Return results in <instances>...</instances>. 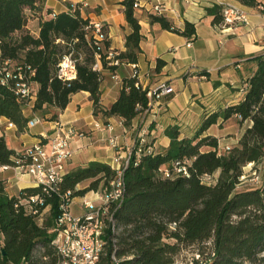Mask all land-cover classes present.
<instances>
[{
	"label": "trees",
	"instance_id": "1",
	"mask_svg": "<svg viewBox=\"0 0 264 264\" xmlns=\"http://www.w3.org/2000/svg\"><path fill=\"white\" fill-rule=\"evenodd\" d=\"M40 0H0V118L6 117L24 131L29 118L24 108L30 99L17 93L18 77L7 71L31 76L38 85L34 110L54 107L50 119H56L74 93L90 92L94 113L119 116L129 124L148 108L147 90L136 84V77L123 78L118 98L110 105L101 104L102 70H94L96 48L90 43V18L80 12H60L41 22L39 34L24 30L26 9H35ZM123 0L126 20L131 32L126 35V49L115 57L122 62H138L142 52L143 34L135 2ZM255 5L258 0H237ZM214 23H223L222 5L209 9ZM148 21L160 29H168L188 38L196 35V24L185 21L184 28L156 9L147 10ZM21 31L18 37H14ZM77 39L78 76L64 82L56 75V67ZM105 55L109 48L106 39ZM255 63L247 79L244 98L206 116L192 137L180 135L177 126L166 132L170 145L164 151L144 153L140 162L134 160L126 169L127 192L123 204L115 213L118 232L110 227L104 231V251L98 264H175V256L184 246L203 244L211 239L209 253L199 247L206 264H264V183L258 187L240 188L244 167L254 168L264 159V52L251 58ZM103 68L114 74L118 65H109L103 57ZM157 69L165 60L158 58ZM43 117V116H41ZM237 117L240 122L251 120L239 141L224 150L219 138L206 131L220 118ZM19 153L9 147L5 135H0V166L17 165ZM185 163L188 174L177 172L174 163ZM169 169L166 175L162 169ZM218 176L213 180L208 177ZM115 170L110 164L92 161L87 166L69 170L62 182V191L71 190L73 196L84 195L105 184ZM92 179L89 186L78 189L79 183ZM42 193L41 186L21 188L18 193L8 191V182L0 178V264H60L61 256L53 244L52 228L60 214L57 194L46 196L39 204L42 214H34L26 199ZM49 206V212L44 211ZM114 256L117 260L114 259ZM200 264V260L193 258Z\"/></svg>",
	"mask_w": 264,
	"mask_h": 264
},
{
	"label": "crops",
	"instance_id": "2",
	"mask_svg": "<svg viewBox=\"0 0 264 264\" xmlns=\"http://www.w3.org/2000/svg\"><path fill=\"white\" fill-rule=\"evenodd\" d=\"M80 1L82 0H40L35 9H26L27 20L24 30L38 35L41 22L52 17L54 13L69 12L70 4ZM87 1L89 5L82 10V15L105 23L110 49L116 52L125 50L126 35L132 29L126 20L123 0ZM226 1L241 4L248 13L249 21L231 28L223 23H214V15L209 9ZM139 2L136 14L141 19L143 39L142 52L137 63L142 82L148 87H155L164 81L173 84L175 79L183 77L184 86L176 93L170 92L162 96L148 111L136 116L129 124H125L124 119L119 116H103L101 113L95 115L90 92L86 90L74 93L68 106L59 112L56 119H50V116L43 117V121L35 125L41 124L42 128L35 131L32 130L35 126L19 131L16 125H8V118L1 117L0 135H5L10 148L21 150L39 139L43 133H51L54 121L60 119L86 133L85 136H77L72 141V147L74 149L79 147V150L75 149L76 152L69 162L70 170L87 166L92 161L110 164L115 155L131 145L138 134L145 133L157 152L164 151L171 141L166 132L168 127L177 126L182 137H192L206 116L244 98L247 79L255 69V63L251 58L264 52V0H258V4L255 5L242 4L237 0H139ZM155 5H159L161 12L181 28H184L186 20L194 22L196 35L188 38L168 29H160L158 25H151L147 10L153 9ZM158 58L165 60L160 69H157ZM132 72L131 63H120L115 73L119 80L113 78V86L104 88L107 76L114 77V73L108 68L102 69L104 76L101 82L102 106L110 107L118 98L123 78L131 76ZM147 72L150 73L149 78L145 76ZM193 77L201 82L203 87L199 86L200 90L187 89V82ZM117 85H120L119 91L117 90L112 101H108L107 95L112 94L113 88ZM35 87L37 89L38 85L35 84ZM77 95L82 97L73 99ZM180 96L183 100L181 106L177 103ZM34 100L24 108V114L29 119L38 115L34 110ZM73 101L75 106L71 108L69 105ZM233 119L239 121L237 117L227 120L220 118L205 134L216 135L221 146L223 140H226L224 134L228 132H224L223 125ZM95 122L110 123L114 128L100 130L95 127ZM241 123H247L248 127L252 121L246 120ZM243 132L235 139L236 143ZM94 133H97L96 139L99 137L100 141H107L108 144L96 149V145L88 141V137L92 139ZM111 136L116 137L117 146L110 143ZM87 150L90 155H84ZM0 171L2 172L0 178H7L8 185L14 186L12 193H18L24 187L36 186L34 177L19 174L15 168L0 167Z\"/></svg>",
	"mask_w": 264,
	"mask_h": 264
},
{
	"label": "built area",
	"instance_id": "3",
	"mask_svg": "<svg viewBox=\"0 0 264 264\" xmlns=\"http://www.w3.org/2000/svg\"><path fill=\"white\" fill-rule=\"evenodd\" d=\"M88 1L72 2L69 6V12H80L87 7ZM135 6H140V2H135ZM154 9L161 13L159 5H155ZM55 15V13L53 14ZM223 24L231 28V26L248 22V13L244 7L234 1L222 2ZM87 28L91 29L92 39L88 36L90 43L96 48L95 62L92 64L94 70L103 69L104 57L109 65H119L120 60L115 57L118 53L110 48L105 55L102 49L105 48V40L108 39L106 25L102 21H94L90 19ZM227 28V29H228ZM77 39L70 43L69 51L65 53L56 67V75L64 82H71L78 76V60L82 59V54L77 55L75 43ZM133 72L131 76L136 77V84L147 90L149 98L148 111L162 96L172 92L171 85L164 81L155 87L146 86L141 80V74L137 62L131 63ZM32 74L34 71L31 72ZM24 76L22 72L14 74L7 71L6 77L2 79L5 83L9 77H18L16 83L17 93L22 97L29 98L31 101L36 98L37 89L31 76ZM149 78L150 73L145 74ZM114 78L119 80V76L114 74ZM43 121V117L35 115L30 118L27 127H33ZM9 126L15 123L8 120ZM95 127L100 130H112L113 124H103L95 122ZM84 131L78 130L73 124L66 123L60 119L54 121L52 132L43 133L39 139L27 144L23 149L17 150L19 156L17 165H2L4 169L15 168L19 174H26L34 177L36 186L42 187V193L30 195L26 202L29 209L34 214H42L38 205L45 202L46 196L57 194L60 198L59 208L60 214L55 220L52 231L55 232L53 244L56 246L60 256V264H98V260L104 251L105 241L103 238L106 227H110L113 232H118L115 213L123 204L126 192V169L134 160L137 165L144 153L155 152L153 143L151 144L146 134H139L135 141L128 145L121 153L116 154L110 163L115 170V174L105 183L101 184L96 190L92 189L93 195L87 193L80 197V203L83 208L82 213H73L71 205L76 196L72 191H62V182L69 172V162L74 156L76 150L72 147V141L77 136H85ZM113 146L118 145L116 137L109 138ZM229 149V146H226ZM174 169L177 172L188 174V168L185 163L176 161ZM166 175H170L169 169H162ZM49 208L47 205L44 211ZM114 259L117 258L114 256Z\"/></svg>",
	"mask_w": 264,
	"mask_h": 264
},
{
	"label": "rangeland",
	"instance_id": "4",
	"mask_svg": "<svg viewBox=\"0 0 264 264\" xmlns=\"http://www.w3.org/2000/svg\"><path fill=\"white\" fill-rule=\"evenodd\" d=\"M20 34H21V31H17L14 34V37L16 38ZM83 57H84V54H82V58ZM113 78L114 77L112 75L107 76L106 81L104 83V88H107V87L110 88L111 86H113V80H112ZM187 83H188V88L187 89H190V88L199 89V86L203 87L200 84L201 82L196 77L191 78V80H189V82H187ZM184 84H185V82L183 80V77L181 79L180 78L175 79L174 83L170 84L171 87H172V92H174V93L178 92V90L181 89L184 86ZM119 86L120 85H117L116 87H114L113 88V93L107 95V100L108 101H112V99L115 97V94L117 93V90L119 91ZM76 97L81 98L82 95H77L73 99H75ZM177 103L180 106L183 105V100H182L181 96L178 97ZM69 106L71 108H74V106H75L74 101L71 102V104ZM55 111H56V109L54 107H46L43 110H37L36 113L39 116H43L44 118H46L47 116L51 117L53 112H55ZM223 127L225 128L224 132H227V131L228 132L224 134V137H225L226 140H223L222 145L219 147V149L222 152L227 149L226 146L232 147V145L236 143L235 139L237 138V136H239L246 129L247 123H241L240 121L233 119L231 121L226 122L223 125ZM40 128H42L41 124L38 125V126H35L32 130L35 131V130H38ZM28 129H29V127L25 128V130H28ZM138 135H137V137H138ZM96 137H97V133H94V136L92 137V139L90 137H88V141H91L92 143H94V145H96V149L97 148H103L104 145L108 144L107 141H100L99 137H98V139H96ZM146 138H147V136H146ZM135 139L133 140V142L135 141ZM147 140L152 144V142L148 138H147ZM225 142L227 143V145L224 146ZM75 149L79 150V147H77ZM84 155H90L89 154V150H87L84 153ZM0 173H2V172L0 171ZM3 174H5V173H3ZM218 174H219V172L215 173V175H213L211 177H208L207 179L208 180H213L215 177L218 176ZM241 179L243 181L239 184L240 188L261 186L264 183V159L255 168H254V165H252V164L246 165L244 167V175L241 177ZM6 180H7V178H6ZM91 181H92V179H87V180L79 183L77 188L78 189L86 188L87 186H89ZM13 190H14V186H9L8 185V191L10 193H12ZM91 190L87 192V194L89 196L94 194V192L91 191ZM94 190H96V189H94ZM82 195L80 194V195L76 196L75 199L73 200V203L71 205V210H72L73 213H82L83 212V208H82L81 203L79 201L80 197ZM47 212H49L48 208L46 209V213ZM210 241H211V239H208L203 244H192V245L184 246L181 249V251L179 253H177L176 256H175V264H196L195 262H193V258L194 257L196 259L200 260V264H206V257L200 256V254L198 253V250H199V247L202 246V247H204L206 252L209 253L211 251V247H212V243ZM243 264H253V263H251L250 261H245Z\"/></svg>",
	"mask_w": 264,
	"mask_h": 264
}]
</instances>
